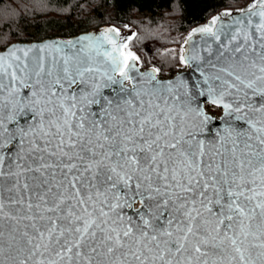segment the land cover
<instances>
[{
    "label": "snow or ice",
    "instance_id": "6c2138e0",
    "mask_svg": "<svg viewBox=\"0 0 264 264\" xmlns=\"http://www.w3.org/2000/svg\"><path fill=\"white\" fill-rule=\"evenodd\" d=\"M196 31L217 47L179 57L191 84L115 28L5 42L0 264H264V0Z\"/></svg>",
    "mask_w": 264,
    "mask_h": 264
},
{
    "label": "trees",
    "instance_id": "16d2710c",
    "mask_svg": "<svg viewBox=\"0 0 264 264\" xmlns=\"http://www.w3.org/2000/svg\"><path fill=\"white\" fill-rule=\"evenodd\" d=\"M251 0H0V50L16 41L70 37L102 25L132 31L128 48L141 67L154 66L159 77L185 69L181 43L191 29L225 9ZM19 16L24 19L20 20ZM18 22L17 23H14ZM12 23L19 35L7 36Z\"/></svg>",
    "mask_w": 264,
    "mask_h": 264
},
{
    "label": "water",
    "instance_id": "95a60500",
    "mask_svg": "<svg viewBox=\"0 0 264 264\" xmlns=\"http://www.w3.org/2000/svg\"><path fill=\"white\" fill-rule=\"evenodd\" d=\"M252 3H253V0L249 1L247 4H245L244 6H242L240 8L221 10L220 12L213 15L212 18L209 19L206 23L197 25L196 27L191 29L190 32L185 36V38L183 39V41L181 43V55H196V54L206 55L205 49L214 50L217 47L216 43L214 42V38L211 36H208L204 33L197 32L196 29L209 26L214 17L221 16L226 11H230L234 15L238 14L240 10L247 9ZM225 19H229V18H225ZM216 27H219V21H218ZM108 28H115L118 30V32H119L118 43H120L122 45L123 44L127 45L128 42L130 41V39L132 38V31H124V30H122L116 26H113V25H102V26L92 28L88 31L80 32L78 34H75V35H72V36L66 37V38L51 37V38H44V39L39 40V41H30V42L16 41V42H12V43H23V44L27 45V44H32V43H43V42H48V41H53V40H59V41L75 40L76 38H78L81 35H88V34L100 35L104 32L105 29H108ZM189 37H191V39H189ZM221 39H223V37H221ZM105 47L110 49L111 45L106 44ZM0 51H3V49ZM122 51L125 52V48H122ZM131 53H133V52H131ZM99 59L103 60V57H101ZM136 64H137L138 71L140 73H143V72L151 70L152 68H155L154 66H147V67L142 68L139 59H138V61H136ZM101 66H102V68L106 67V65H103V64ZM186 66H187V68L176 71L171 76L161 78L158 76V74H156V78H157V80H161V81H168V80L175 81L177 77H181L184 80H186L189 84H191L192 81L198 77V74H195V75L192 74V65L191 64H187ZM133 75H135V73H133ZM118 78L119 77L117 75V79ZM103 82L104 81L101 80V83H103ZM125 86L131 87L132 82L125 81ZM105 91L107 92L108 90L106 89ZM204 99L205 98H201L202 101ZM206 104H210V103L204 102L202 106H203L205 113L209 117L212 118V122L210 123L209 127L211 128L212 133H214L217 129H221L223 127V121L220 118L224 115V111H223V108H221V113L218 116L213 115L206 110V107H205ZM210 105H212V104H210ZM213 106H215V105H213ZM218 108H220V107H218ZM212 133H209V135H211Z\"/></svg>",
    "mask_w": 264,
    "mask_h": 264
},
{
    "label": "rangeland",
    "instance_id": "374dc122",
    "mask_svg": "<svg viewBox=\"0 0 264 264\" xmlns=\"http://www.w3.org/2000/svg\"><path fill=\"white\" fill-rule=\"evenodd\" d=\"M129 31H131V30H129ZM129 43V42H128ZM127 46H128V44H127ZM129 51H131L128 47H126L125 48V53H127V52H129ZM131 52H133V51H131ZM134 53V52H133ZM135 54V53H134ZM184 66H185V68H187V66L185 65V64H183ZM179 71V70H178ZM170 76V75H169ZM205 107H206V110L208 111V112H210L211 114H213V115H218L219 113H220V108H218V107H215V106H213V105H210V104H206L205 105Z\"/></svg>",
    "mask_w": 264,
    "mask_h": 264
},
{
    "label": "flooded vegetation",
    "instance_id": "af4514ba",
    "mask_svg": "<svg viewBox=\"0 0 264 264\" xmlns=\"http://www.w3.org/2000/svg\"><path fill=\"white\" fill-rule=\"evenodd\" d=\"M220 113H221V108H220ZM220 113H219V114H220ZM219 114H218V115H219ZM218 115H216V116H218Z\"/></svg>",
    "mask_w": 264,
    "mask_h": 264
}]
</instances>
